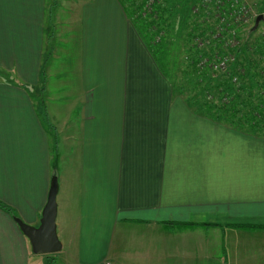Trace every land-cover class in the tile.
<instances>
[{"label": "crops", "instance_id": "crops-1", "mask_svg": "<svg viewBox=\"0 0 264 264\" xmlns=\"http://www.w3.org/2000/svg\"><path fill=\"white\" fill-rule=\"evenodd\" d=\"M67 1L76 83L54 0H0V264H264V136L196 112L119 0ZM54 175L63 246L39 255L15 217L39 226Z\"/></svg>", "mask_w": 264, "mask_h": 264}, {"label": "trees", "instance_id": "trees-1", "mask_svg": "<svg viewBox=\"0 0 264 264\" xmlns=\"http://www.w3.org/2000/svg\"><path fill=\"white\" fill-rule=\"evenodd\" d=\"M119 1L164 70L172 36L181 37L182 78L167 74L196 112L264 136V36L237 18L245 0ZM223 59L227 66L216 69ZM0 207L11 211L2 202Z\"/></svg>", "mask_w": 264, "mask_h": 264}, {"label": "rangeland", "instance_id": "rangeland-1", "mask_svg": "<svg viewBox=\"0 0 264 264\" xmlns=\"http://www.w3.org/2000/svg\"><path fill=\"white\" fill-rule=\"evenodd\" d=\"M53 1V0H52ZM72 1V0H71ZM250 5H254L255 13L258 15L259 13V7L264 4V0H245ZM67 0H54V6L55 13L52 17L55 19V17L58 19V21L52 25V31H54V38L50 43V47L53 48V52L57 49V53L60 56H65L67 59L71 61V72H72V81L73 83H76V75L78 72L77 66H78V25H79V16L76 12L71 14V11H64V9H67V6L62 7L64 4L67 5ZM259 6V7H258ZM46 16V25L51 24L48 21L49 18V12H47ZM264 15V14H263ZM60 19V20H59ZM48 21V23H47ZM250 24L254 25V20L250 22ZM50 27V25H49ZM257 36H264V20L260 22L256 34ZM181 37L174 33V35L171 38V44L169 46V57L166 58V61L164 62V68L166 72L171 76L174 77L176 75V72H178L176 81H179L182 78V72L180 69L184 68L182 65V62L185 58V52L184 49L180 46ZM58 60L53 57L51 59V63H56L57 65ZM60 65V64H59ZM181 67V68H180ZM55 87L57 86V83L54 84ZM51 97L53 98L50 100L51 104H56L58 106H61L65 101L64 98L65 95L63 94V91L57 92V88L53 89V93H51ZM78 100H75L73 103H76ZM59 112H61L57 119L61 121L62 119V110L59 109ZM54 122V121H53ZM61 127V125H58ZM63 142V139H62ZM61 147L63 148V144H61ZM61 150V148H60ZM62 161H64L62 159ZM61 240V239H60ZM43 255V254H39ZM55 255L56 260L54 263L51 261L49 264H68V261L71 260L70 252L68 248H63L59 254H53Z\"/></svg>", "mask_w": 264, "mask_h": 264}, {"label": "water", "instance_id": "water-1", "mask_svg": "<svg viewBox=\"0 0 264 264\" xmlns=\"http://www.w3.org/2000/svg\"><path fill=\"white\" fill-rule=\"evenodd\" d=\"M264 15L259 14L255 18V24L252 31L257 30ZM59 190L58 178L56 175L52 177L48 194L47 203L42 211L39 226L30 225L20 218L15 217L16 222L20 226L23 233L29 239L32 252L35 254H52L62 249V242L57 232V194Z\"/></svg>", "mask_w": 264, "mask_h": 264}, {"label": "built area", "instance_id": "built-area-1", "mask_svg": "<svg viewBox=\"0 0 264 264\" xmlns=\"http://www.w3.org/2000/svg\"><path fill=\"white\" fill-rule=\"evenodd\" d=\"M243 2V1H241ZM241 6L239 7L240 13L239 16L237 17L240 21L243 23H250L252 19L256 16L255 9L253 5L248 4V2L244 1V3L240 4ZM227 66L226 60H220L218 63L215 64L216 69H224ZM106 264H111L110 262H106Z\"/></svg>", "mask_w": 264, "mask_h": 264}]
</instances>
